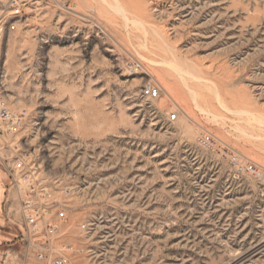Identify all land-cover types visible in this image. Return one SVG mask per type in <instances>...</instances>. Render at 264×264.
Masks as SVG:
<instances>
[{"label": "rangeland", "instance_id": "1", "mask_svg": "<svg viewBox=\"0 0 264 264\" xmlns=\"http://www.w3.org/2000/svg\"><path fill=\"white\" fill-rule=\"evenodd\" d=\"M12 20L0 97L27 118L7 141L37 175L0 166V255L37 181L74 264H264L246 170L264 168V0H43Z\"/></svg>", "mask_w": 264, "mask_h": 264}, {"label": "built area", "instance_id": "2", "mask_svg": "<svg viewBox=\"0 0 264 264\" xmlns=\"http://www.w3.org/2000/svg\"><path fill=\"white\" fill-rule=\"evenodd\" d=\"M58 3V0H52ZM43 0H3L0 3V42L7 32L16 29V23L12 20L21 15L25 10ZM142 95L149 99L158 98L160 90L152 85H147L142 91ZM27 111L21 109L13 112L9 109L7 102L0 97V166L11 171L10 177L28 181L36 179V169L34 166H27L22 159L15 158L13 147L9 145L7 138L14 137L25 125ZM176 118L171 114L170 120ZM202 142L210 145V136H203ZM13 151V152H11ZM247 172L255 177L264 175V168L249 164ZM20 215L22 225L20 234L14 241L7 242V248L0 255V264H74V259L82 253L67 237L66 231L62 229L65 223V208L54 200L53 194L41 183L34 181L29 185L28 191L22 197ZM80 231L86 233L88 226L81 223Z\"/></svg>", "mask_w": 264, "mask_h": 264}, {"label": "crops", "instance_id": "3", "mask_svg": "<svg viewBox=\"0 0 264 264\" xmlns=\"http://www.w3.org/2000/svg\"><path fill=\"white\" fill-rule=\"evenodd\" d=\"M3 221H4V218H3ZM2 225L0 224V227H1Z\"/></svg>", "mask_w": 264, "mask_h": 264}]
</instances>
